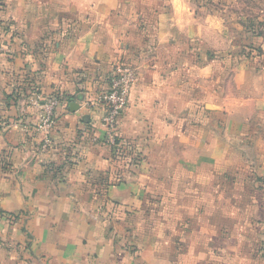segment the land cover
<instances>
[{
    "label": "crops",
    "instance_id": "1",
    "mask_svg": "<svg viewBox=\"0 0 264 264\" xmlns=\"http://www.w3.org/2000/svg\"><path fill=\"white\" fill-rule=\"evenodd\" d=\"M143 1L141 8L138 0H0V264H264V188L248 190L234 184L241 171L234 164L236 153L230 152L231 134L254 135L246 139L245 147L252 155L246 160L257 166L258 186L264 187V127L227 128V136L221 138L210 136L202 127L186 136L184 128L163 125L169 135L155 136L150 142V132L163 119L188 115L190 101L186 93H171L172 79L161 76L157 58L150 65V15ZM181 8L178 15L173 11L172 18L158 15L161 43L169 35L170 20H176L173 27L186 28ZM83 17L92 26L80 29L76 37L59 29L60 23ZM113 20L118 28H112ZM133 20L146 22V28L124 31ZM98 38L105 43L100 44ZM47 39L51 40L50 47L44 45L50 53L45 82L36 80L45 96L77 92L79 99H86V84H80L78 73L84 76L108 69L122 60L121 54L136 53L138 80L120 119L119 134L144 141L146 156L139 173L126 176L117 186H107L115 175L111 148L98 140L105 136V129L98 113L86 107L84 100L71 102L79 104L75 111L67 97L63 100L51 144L42 151L39 113L28 106L31 92L20 76L27 64L21 55L25 48L19 45L24 42L34 53ZM150 73L158 78L150 80ZM259 80L262 85L254 87V94L262 95L263 77L250 84ZM230 86L227 107H218L212 116L230 111L235 96ZM150 87L155 91L152 94ZM210 88L211 97L217 99L212 82ZM200 89L198 84L195 103L203 101ZM246 90L243 104L264 107L261 95L251 100V90ZM174 101L178 104L172 105ZM150 102L154 103L151 108ZM156 102H169L170 108L155 106ZM137 118L145 120L131 123ZM207 134L210 140L204 143ZM192 182L196 189L205 184L212 189L205 202L201 192L187 210L183 203ZM147 183L150 189L145 193ZM223 183L228 188L222 189ZM144 193L161 196L165 214L173 212L177 217L176 221L170 214L164 218L161 239L150 234V221L143 220ZM146 214L150 217L155 211Z\"/></svg>",
    "mask_w": 264,
    "mask_h": 264
},
{
    "label": "rangeland",
    "instance_id": "2",
    "mask_svg": "<svg viewBox=\"0 0 264 264\" xmlns=\"http://www.w3.org/2000/svg\"><path fill=\"white\" fill-rule=\"evenodd\" d=\"M141 1L142 0H138L136 5L138 6L141 3L142 8L143 4ZM157 1L158 0L143 1L146 3L144 5L148 6L146 9L150 13L147 14V17L150 15V23H148L150 25V65L155 62L153 58H157L158 60L156 61L160 63L161 76H169L172 79L171 83L173 90L171 89V93H175L176 95L180 92L186 93L190 102L189 105L186 106L188 115L183 119L180 118V115L178 117L163 119V123L157 124L158 127L156 126V130L153 129V133L150 132L152 134L150 135V142L155 139V136L162 139L163 135H169L166 132L168 130L167 126L163 125L184 128V130L181 129V131H183L186 136H193L195 129L202 127L203 130L207 129L210 136L212 134L213 136H221V138L227 136V133H225L227 128L234 131V129H236L235 127L248 125L264 127V107L262 106L258 109L252 107L255 103L250 105L243 104L246 103V100H243L244 96H246L244 92L248 91L246 89L251 90V95H249L251 96V100H259L261 95V93L260 95L254 94V87L262 85L261 80H259V82H253L252 84L250 83L254 81V79L264 78V73L262 75V71L264 70V0H159V5ZM179 6L182 7L181 10L186 14L184 18V25H186V28H181V26L173 27V23H176V20H170L169 23H172V26L170 27V25H168L169 35L167 34L166 40H162L163 42L161 43V38H159L160 30L156 24L158 15L164 13L172 18V16L175 15L173 11L174 13L176 11V14L180 12ZM83 18L84 20L82 21H79L77 18L73 20V22L60 23L59 29L63 34L64 32L70 31L69 33H71L72 37H76L80 29L92 26V22L88 21L87 17ZM76 20L79 22L77 21L76 23ZM110 24L113 26V29L118 28L117 21L113 20ZM146 24V22H136L133 20L132 23L126 26L124 31L135 30L140 32L146 28ZM60 38L61 36L53 39L54 41H59ZM17 39H14V42L17 41ZM47 40L49 41L42 43L39 47L40 49H35L34 53L31 52L34 49L29 51L31 48L27 47V44H24V42H21L19 45L21 48H25V52L23 51L21 55L26 60L25 64H27V66L26 71L23 70L20 76H23L25 89H29V92H31L28 98V106L38 111L39 119L41 111L34 105V101H36L37 97H41L42 99L52 97L45 96L43 89H37L39 82H45V61L48 59L50 53L44 45L48 44V47H50L49 42L51 39ZM98 42L100 44L105 43L102 38H98ZM0 45L2 46L1 43ZM106 53L110 52L106 50ZM114 54L116 55V53ZM135 54L133 50L121 54L123 55L121 56L122 60H117L115 64L105 70L97 69V71H90L84 76L78 73V80L82 82H80V84H86L84 92L87 94V100L79 99V94H77V92L72 94L65 93L64 95L57 96L61 98V104L64 102L63 100L67 98L68 103H71L70 101L83 103L84 100L86 107L97 112L100 116V124L105 129V136L103 139L98 140L103 141V143L111 148L110 155L115 163V175L111 181H108L107 186H117L122 183L126 176L138 174L140 168H143V163L145 161L146 146H144V141L140 139L124 138L119 134L120 119L126 113L129 103H131L130 99L133 94V89L138 80L137 62L133 61L137 57ZM126 71L133 73L134 84L127 97L126 108L121 112L116 123V130L111 134L104 122V116L108 108L103 106L100 99L104 94H108L111 91L112 80L122 76ZM152 78L157 79L158 76H153L150 73V80H152ZM37 79H40L38 83H36ZM232 80L234 82H232ZM211 82L214 88L213 90L218 94L217 99L211 97ZM215 83L217 84L214 85ZM229 83H231L232 86H230ZM198 84H200V91L203 95V101L201 103H195L193 100L198 90ZM246 85L250 86V88L246 87ZM229 86L235 93L234 99L230 103L231 106H229L230 111L227 112L225 110L224 113L222 112L218 117L212 116L211 114L217 111L218 107H227L228 101H226V97L228 96ZM183 87H185L184 90ZM33 88H36L37 92H35ZM163 88H161V91ZM180 89L184 92L180 91ZM154 92L152 87H150V94ZM168 95L169 91H167L166 96ZM260 98H264V93ZM45 102L46 100H41L42 104ZM152 104L154 103L150 102V108ZM156 104L167 109L170 108L169 104L171 103L156 102L155 106H157ZM177 104V101L172 103V105ZM176 108L177 106L174 109ZM172 113L175 114L174 110H172ZM250 118L252 119L251 122ZM143 120L145 119L137 118L136 121L134 120L131 123L138 124ZM152 125L155 126L154 123ZM222 128L225 131L220 135V130H222ZM163 129L165 130L164 132ZM211 130L214 133H211ZM209 134L206 135L207 138L204 136V143L210 140ZM42 135L43 141L44 134ZM230 136L234 138L232 139L234 142L232 143L233 145L231 146L232 149H230V152L233 150V152L236 153L237 158L234 160V164L238 165V171H241V176H236L234 184L240 187L245 186L248 190L258 187L264 188L258 186L260 180L258 181L257 166L249 164L246 160L249 159V156H252L250 155V150L245 147L247 143L246 139L249 137L253 138L254 135L240 132L239 136L237 135L235 137L234 134ZM257 136L259 135H255V137ZM111 139L114 141V144L111 143ZM161 143H163V141L159 140L158 145L161 146ZM149 146L148 144V147ZM154 147L158 146L154 145ZM161 153L160 150L159 154ZM148 156L147 162L150 164V148ZM206 167H204V169ZM208 173H210V169ZM148 174L150 175V171H148ZM261 177L264 178V176ZM219 184L220 182L217 183L216 186H218V190L220 191ZM147 185L148 186H144L143 190L141 189L145 193L150 189V184L147 183ZM193 185L194 183L192 182L183 203V206H186L187 210L191 207L193 202L198 201L197 195L201 192L203 194L202 199L205 202L210 196L207 191L212 189L208 184L203 186L199 185L198 189L194 188ZM249 186H251V188H249ZM224 188H228L226 183H223L222 189ZM238 191L239 189L236 188L235 192ZM145 193L141 201V205L144 207L142 211L145 212L143 220H145V222L150 221V234L155 233L161 239L164 231V218L168 217V214H170V218L173 217V220L176 221L177 217L173 212H166L167 215L165 214L161 196L157 194L150 196V193ZM152 209H154L155 214L149 217L146 213L150 212ZM186 217L189 220L190 216Z\"/></svg>",
    "mask_w": 264,
    "mask_h": 264
},
{
    "label": "built area",
    "instance_id": "3",
    "mask_svg": "<svg viewBox=\"0 0 264 264\" xmlns=\"http://www.w3.org/2000/svg\"><path fill=\"white\" fill-rule=\"evenodd\" d=\"M2 50L3 47L0 45V51ZM133 84V73L126 71L122 76L112 80L111 91L108 94H104L100 99L103 106L108 108L104 116V122L111 134L116 130L118 118L121 112L126 108L127 97ZM41 100H46V102L42 104ZM60 101L61 98L57 96H52L47 99L37 97L36 101H34V105L41 111L37 129L44 134V140L42 142L43 152L46 151L51 144L52 132L56 127V113L62 105ZM112 139L111 143L114 144Z\"/></svg>",
    "mask_w": 264,
    "mask_h": 264
},
{
    "label": "water",
    "instance_id": "4",
    "mask_svg": "<svg viewBox=\"0 0 264 264\" xmlns=\"http://www.w3.org/2000/svg\"><path fill=\"white\" fill-rule=\"evenodd\" d=\"M70 109L73 111H75L76 109H79V104L78 103H71Z\"/></svg>",
    "mask_w": 264,
    "mask_h": 264
},
{
    "label": "trees",
    "instance_id": "5",
    "mask_svg": "<svg viewBox=\"0 0 264 264\" xmlns=\"http://www.w3.org/2000/svg\"><path fill=\"white\" fill-rule=\"evenodd\" d=\"M77 21H78V20H76V23H77ZM79 21H81V20H79ZM79 21H78V22H79ZM33 89L35 90V92H37V91H36V88H33ZM70 102H72V101H70Z\"/></svg>",
    "mask_w": 264,
    "mask_h": 264
}]
</instances>
